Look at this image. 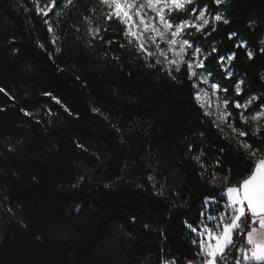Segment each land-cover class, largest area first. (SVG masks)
<instances>
[{
  "label": "trees",
  "instance_id": "1",
  "mask_svg": "<svg viewBox=\"0 0 264 264\" xmlns=\"http://www.w3.org/2000/svg\"><path fill=\"white\" fill-rule=\"evenodd\" d=\"M56 3L43 17L32 0H0V264H200L188 225L219 211L225 185L248 174L252 160L203 114L186 66L175 79L148 67L119 46V24L92 39L83 18L98 0ZM196 3L229 20L204 42L218 49L206 64L230 100L264 98V0ZM232 53L235 76L224 80L216 59ZM229 108L245 140L264 151Z\"/></svg>",
  "mask_w": 264,
  "mask_h": 264
},
{
  "label": "snow or ice",
  "instance_id": "2",
  "mask_svg": "<svg viewBox=\"0 0 264 264\" xmlns=\"http://www.w3.org/2000/svg\"><path fill=\"white\" fill-rule=\"evenodd\" d=\"M32 2L37 14L43 17H48L53 8L57 7L56 0H47L43 6L40 5V0H32ZM213 2L219 9L225 0H213ZM66 4H72V0H61L60 8L65 7ZM60 8H57L56 16L61 15ZM90 12L91 16H84L83 19L88 25L87 33L92 39L99 37L103 40L101 32H107L110 23L119 24L123 26L122 35L126 41V44L120 43L119 46L134 48L148 67L161 65L162 70H166L168 75L175 79L173 70L178 73L182 66H186L189 79L195 78L193 87L198 89L194 98L203 109V114L209 117L214 115L208 110L212 106L208 99L209 92L207 89H201L200 85H207L212 89V95H216L215 106L218 110L212 121L215 127L219 128L220 122L227 123L237 137L248 136V132L235 127V117L229 122L228 118L232 117V112L228 110L230 103L234 109L239 110L241 124H247L249 120L264 119V98L250 94L243 102L230 100L226 95L229 91L228 86L213 79L215 69L211 64L205 63L209 55L218 52V49L212 48L206 51L199 42L191 39L193 30L196 33L209 35L211 31L216 30L217 23L228 24L229 20L220 10L210 12L207 4H197L196 0H98V5L94 4ZM101 15L103 24L94 23ZM44 22L48 24V31L52 32L50 21ZM210 24L211 29L205 32ZM55 41L54 37L52 42ZM112 42L111 39L107 41L109 45ZM241 44L246 47V42L242 41ZM260 51L264 52V48ZM247 55L251 59L254 53L248 49ZM153 57H156L154 62L148 63ZM161 57L163 60L160 59ZM114 58L119 59L118 56ZM234 58L235 53L217 56L216 65L224 73V80L232 79L234 69L230 65ZM197 69L201 71L198 72ZM243 84L242 78L234 82L236 96L243 95L241 87ZM221 91L225 94L223 97L217 95ZM255 100H259V103L250 114L245 115ZM221 104L223 110H220ZM93 111L98 110L93 109ZM252 135L264 142L259 126L253 130ZM241 145L246 150L252 149L247 152L254 158L252 170L234 184L225 185V190L222 192L224 203L216 214L201 213L203 220L211 223L202 222L196 227L188 225L191 232L199 237L198 241L193 240L192 243L198 246L200 264H264V151L259 148L253 149L252 143L248 141L242 140ZM217 166H219L218 162ZM205 167L201 164V168ZM216 178V173L213 172L212 179ZM223 179L227 181L228 177ZM213 203L219 204L220 201L216 198L205 199L206 206ZM164 264H176V260H167ZM188 264L193 262L189 261Z\"/></svg>",
  "mask_w": 264,
  "mask_h": 264
},
{
  "label": "rangeland",
  "instance_id": "3",
  "mask_svg": "<svg viewBox=\"0 0 264 264\" xmlns=\"http://www.w3.org/2000/svg\"><path fill=\"white\" fill-rule=\"evenodd\" d=\"M197 1V0H196ZM228 1L229 0H225V2L223 3V4H221L220 6H223V5H226L227 3H228ZM46 3V2H45ZM44 3V4H45ZM41 6H43V5H41ZM223 14V13H222ZM224 16V15H223ZM211 25V24H210ZM209 25V26H210ZM207 29V28H206ZM206 29H205V32H206ZM202 37V38H199V37ZM207 37V35H204V34H202V33H196L194 30H193V33H192V36H191V39L193 40V41H196V42H199L200 44H201V47L204 49V50H206L205 49V42H204V39ZM162 47H163V45H162ZM207 51V50H206ZM210 56V55H209ZM155 59H156V57H154ZM161 60H163V58L161 57L160 58ZM234 60V59H233ZM233 60H232V62H231V65H230V67L231 68H233L232 67V63H233ZM205 63H207V61H205ZM197 71L199 72V71H201V70H199V69H197ZM235 76V72L233 71V75H232V77H234ZM193 80H194V82H195V78H192ZM213 79H217V80H219L220 81V79L218 78V76H216V75H214L213 76ZM238 79H241V78H237V80ZM243 79V78H242ZM244 80V79H243ZM221 82V81H220ZM222 84V83H221ZM242 87V89H243V92H244V87H245V81H244V84L241 86ZM200 88L201 89H207V91L209 92V97H208V99L211 101V104H212V106L211 107H209L208 108V110L210 111V112H212L214 115L212 116V119H214L215 118V114L217 113V108H216V95H212V89H210V88H208V86L207 85H203V84H201L200 85ZM197 91H198V89L196 88V93H197ZM217 95H219V96H221V97H223L225 94L221 91L220 93H217ZM227 95V94H226ZM228 96V95H227ZM247 98V97H246ZM246 98H244L243 100H240L241 102H243ZM256 103H257V100H255V101H253V103L249 106V108H248V110H247V112L245 113V115H248V114H250L252 111H253V109L255 108V105H256ZM220 110H223V105L221 104V109ZM228 110L229 111H231L230 110V108H229V106H228ZM228 120H229V122L232 120V117H229L228 118ZM250 127H251V129L252 130H254L257 126H259L260 127V133H262V132H264V119H262V120H260V121H253V120H249L248 121V123H247ZM235 127H236V125H235ZM237 128V127H236ZM219 129L225 134V136L228 138V140L230 141V142H232L248 159H250V160H252L253 161V157L252 156H249L248 154H247V152L248 151H251L252 149H248V150H246V149H244L243 147H242V145H241V141L243 140V141H246L245 140V137H237V135L235 134V133H233V131H232V129L231 128H229L228 127V125H227V123H223V122H220V127H219ZM253 148V147H252ZM253 149H255V148H253ZM258 155H259V153H258ZM223 203H221L220 204V207H221V205H222ZM204 222H206V223H211V222H208V221H204ZM195 234V233H194ZM196 235V234H195ZM196 237H197V235H196ZM198 238V240H199V237H197Z\"/></svg>",
  "mask_w": 264,
  "mask_h": 264
}]
</instances>
